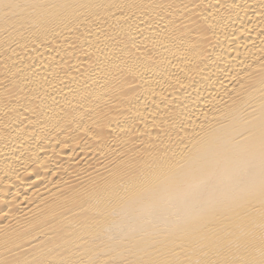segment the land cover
Here are the masks:
<instances>
[{
    "label": "bare ground",
    "instance_id": "1",
    "mask_svg": "<svg viewBox=\"0 0 264 264\" xmlns=\"http://www.w3.org/2000/svg\"><path fill=\"white\" fill-rule=\"evenodd\" d=\"M0 264H264V0H0Z\"/></svg>",
    "mask_w": 264,
    "mask_h": 264
}]
</instances>
